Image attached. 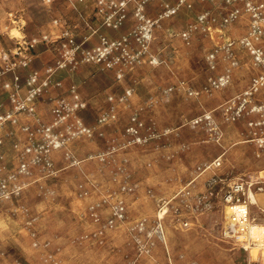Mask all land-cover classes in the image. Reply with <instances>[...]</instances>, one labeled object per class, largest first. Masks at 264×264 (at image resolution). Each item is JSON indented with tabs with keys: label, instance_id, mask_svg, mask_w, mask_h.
<instances>
[{
	"label": "rangeland",
	"instance_id": "374dc122",
	"mask_svg": "<svg viewBox=\"0 0 264 264\" xmlns=\"http://www.w3.org/2000/svg\"><path fill=\"white\" fill-rule=\"evenodd\" d=\"M235 8L239 18L226 24ZM245 8L242 0H0V116L16 118L0 123L1 176L16 169L25 129L51 124L59 100L78 96V116L95 131L70 146L79 165L55 153L56 174L35 171L3 207L0 264H263L257 250L221 241V185L211 186L264 177V85L232 120L264 70L226 44L249 31ZM229 71L228 85L210 88ZM35 74L49 88L34 112L17 110L12 96L28 102ZM108 110L115 117L100 125ZM205 115L212 122L197 124ZM133 116L147 143L127 133ZM217 160L218 169L199 170ZM255 199L251 215L264 224V193ZM120 202L126 220L112 226ZM164 206L161 242L150 234Z\"/></svg>",
	"mask_w": 264,
	"mask_h": 264
},
{
	"label": "built area",
	"instance_id": "2783aa9c",
	"mask_svg": "<svg viewBox=\"0 0 264 264\" xmlns=\"http://www.w3.org/2000/svg\"><path fill=\"white\" fill-rule=\"evenodd\" d=\"M227 1L232 2V0ZM242 1L245 2V9L251 16L249 31L240 40H237V42L229 40L226 44L228 50H232L237 45L246 49L252 56L254 64L264 69V49L261 45V41L264 38V2L254 3L253 0ZM240 14V10L235 8L228 14L225 23L234 22L239 18ZM98 51L101 52V49ZM90 55L91 53H89ZM214 57L213 55L212 58ZM230 60L233 67L238 65V62L233 56H230ZM229 82L230 71L222 75L219 79H211L210 88H222L228 85ZM49 84L48 80L39 82L38 74L33 75L31 81L28 83L30 86L29 97L27 98L28 102H20L15 96H12V101L16 109L26 110L29 113L34 112L35 99L49 88ZM261 85H264V70L258 76V79L254 81L252 88L247 90L244 96L241 95L238 97L240 106L234 110L232 120L235 121L243 116L250 96ZM7 86L9 87L10 85ZM193 94V92H190V95ZM84 107L85 105L80 101L78 96H75L71 103H67L65 100H59L55 102L54 108L52 109L53 120L51 124H41L37 129L30 130L28 127L25 129L27 131L26 143H24L23 147H20L19 144L15 146L18 151V164L16 169L8 173L5 177L1 176L0 170V216L5 205L14 203V201L19 199L23 191L29 186L27 180L32 179L35 171L42 173L46 178L56 174L53 163L55 153L62 152L63 156L66 157L72 166L80 164V161L72 155L70 146L80 139H93L95 134L94 129L88 127L78 116V113ZM251 112H254L253 108ZM113 117L115 115H112V111H104L100 115L98 123L100 125H106ZM204 121L209 124L212 122L211 117L205 115L199 118L196 123L199 124ZM4 122L15 123L16 118L13 114L0 116V123ZM144 128L145 124L138 117L133 116L131 118V125L126 131L134 137V143L143 144L149 141V138L143 137L141 133V131L146 130ZM103 135L101 134V136ZM0 144L2 143L0 142ZM106 157L107 154H99L96 156L101 161H105L107 159ZM220 166L221 162L217 160L200 167L199 170L206 172L208 170L218 169ZM212 185H221V204L226 213L219 232V238L221 241L238 246L244 251L257 250L264 264V224H256V219L251 215V206L256 204V195L264 193V177L260 174H248L231 183H224V180L218 181L213 179L211 180ZM165 208L166 206L158 214L153 231L150 234L161 242L166 241L163 223L164 216L167 214L166 210H164ZM114 209V219L113 221H109L112 226L116 221L126 220V206L124 203L120 202ZM189 225L187 222L183 223L185 227H189ZM146 227V223L143 220L139 221L135 228L137 231L143 232ZM144 250L148 251L149 249L145 247Z\"/></svg>",
	"mask_w": 264,
	"mask_h": 264
}]
</instances>
